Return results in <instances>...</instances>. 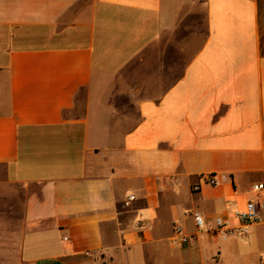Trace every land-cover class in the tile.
<instances>
[{
    "label": "crops",
    "instance_id": "obj_1",
    "mask_svg": "<svg viewBox=\"0 0 264 264\" xmlns=\"http://www.w3.org/2000/svg\"><path fill=\"white\" fill-rule=\"evenodd\" d=\"M1 182L0 264H264V0H0Z\"/></svg>",
    "mask_w": 264,
    "mask_h": 264
},
{
    "label": "built area",
    "instance_id": "obj_2",
    "mask_svg": "<svg viewBox=\"0 0 264 264\" xmlns=\"http://www.w3.org/2000/svg\"><path fill=\"white\" fill-rule=\"evenodd\" d=\"M205 182L210 186L216 185L215 177L207 176L205 178ZM198 188H195L197 190ZM251 190L253 192L259 193L264 190V182L256 183L251 186ZM134 200L133 196L128 198V202ZM264 211V204L256 203V202H248L245 208L241 211L235 212V216L241 223V227L237 230V233L243 235L246 233L248 227L261 222L262 220V212ZM196 227L199 229H204L206 227V223L200 216H195ZM216 232L220 234L222 237H226L229 232L225 230L226 222L217 218L215 220ZM232 233V232H230ZM193 240V238L185 236L182 234L179 228H175V235L172 238L171 242L175 244H186Z\"/></svg>",
    "mask_w": 264,
    "mask_h": 264
},
{
    "label": "rangeland",
    "instance_id": "obj_3",
    "mask_svg": "<svg viewBox=\"0 0 264 264\" xmlns=\"http://www.w3.org/2000/svg\"><path fill=\"white\" fill-rule=\"evenodd\" d=\"M22 197H23L22 192L18 186L5 185L2 182L0 183V204L9 205V209L11 211L10 212L11 214L10 215L11 216L10 236L11 237L13 234H15V232L18 229L17 225H14V222L16 224L21 216V206H22L21 204L23 201ZM13 219H15V221H13ZM9 264H16L15 259H13L12 253L9 259Z\"/></svg>",
    "mask_w": 264,
    "mask_h": 264
}]
</instances>
